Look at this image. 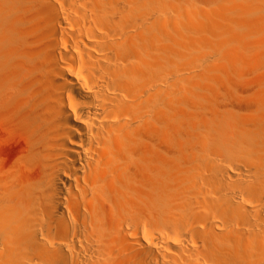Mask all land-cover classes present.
Masks as SVG:
<instances>
[{
	"label": "bare ground",
	"instance_id": "obj_1",
	"mask_svg": "<svg viewBox=\"0 0 264 264\" xmlns=\"http://www.w3.org/2000/svg\"><path fill=\"white\" fill-rule=\"evenodd\" d=\"M10 144L0 264H264V0H0Z\"/></svg>",
	"mask_w": 264,
	"mask_h": 264
},
{
	"label": "rangeland",
	"instance_id": "obj_2",
	"mask_svg": "<svg viewBox=\"0 0 264 264\" xmlns=\"http://www.w3.org/2000/svg\"><path fill=\"white\" fill-rule=\"evenodd\" d=\"M16 150L17 147L13 144L2 146L0 148V158H4V161H8L15 155L14 153H16Z\"/></svg>",
	"mask_w": 264,
	"mask_h": 264
}]
</instances>
